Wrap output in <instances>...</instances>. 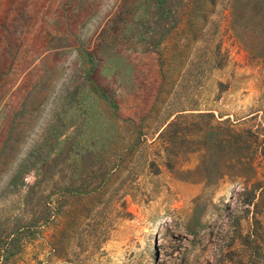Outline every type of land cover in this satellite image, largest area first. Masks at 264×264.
<instances>
[{
	"label": "rangeland",
	"instance_id": "rangeland-1",
	"mask_svg": "<svg viewBox=\"0 0 264 264\" xmlns=\"http://www.w3.org/2000/svg\"><path fill=\"white\" fill-rule=\"evenodd\" d=\"M0 264H264V0H0Z\"/></svg>",
	"mask_w": 264,
	"mask_h": 264
},
{
	"label": "trees",
	"instance_id": "trees-1",
	"mask_svg": "<svg viewBox=\"0 0 264 264\" xmlns=\"http://www.w3.org/2000/svg\"><path fill=\"white\" fill-rule=\"evenodd\" d=\"M250 119L252 120V118H250ZM173 128H174L173 124H170L168 126V130L167 131H169V129H173ZM261 129H262V127L261 128H256L253 131H250V130L248 131L249 132V140L251 141V143H254V142L257 141L258 136H259V131ZM231 143H232V145H233V147L235 149H237V150H240L241 149L240 132L237 131V128L235 130H233V132H232V135H231ZM250 144L247 145V149H248V147H250ZM249 151H248L249 152L248 153V159L250 160V159H253L252 158V154H253L252 147L249 149Z\"/></svg>",
	"mask_w": 264,
	"mask_h": 264
}]
</instances>
